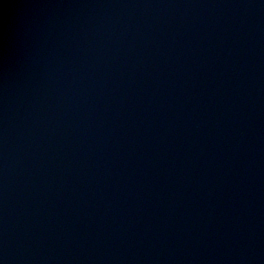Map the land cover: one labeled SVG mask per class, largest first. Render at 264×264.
Masks as SVG:
<instances>
[{
	"label": "water",
	"instance_id": "95a60500",
	"mask_svg": "<svg viewBox=\"0 0 264 264\" xmlns=\"http://www.w3.org/2000/svg\"><path fill=\"white\" fill-rule=\"evenodd\" d=\"M0 264H264V0H0Z\"/></svg>",
	"mask_w": 264,
	"mask_h": 264
}]
</instances>
